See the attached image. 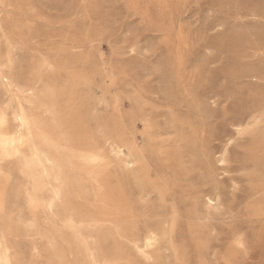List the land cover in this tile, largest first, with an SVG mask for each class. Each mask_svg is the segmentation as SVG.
Instances as JSON below:
<instances>
[{
    "label": "rangeland",
    "instance_id": "rangeland-1",
    "mask_svg": "<svg viewBox=\"0 0 264 264\" xmlns=\"http://www.w3.org/2000/svg\"><path fill=\"white\" fill-rule=\"evenodd\" d=\"M256 1L264 11V0H0V55L9 52L22 81L31 76L52 95V103L47 97L40 99L37 125L68 150L88 149L100 156L101 163L90 174L78 172V164L66 165L64 189L71 208L95 212L100 199L112 204L116 213L129 210L131 222L139 227L158 220L151 212L144 213L157 196L147 199L137 192V174L127 165L129 158L116 149L119 134L125 131L135 153L145 158L139 166L173 169L168 157L177 135L150 137V117L161 128L166 121L182 120L185 132L197 131L205 143L232 137L231 156L240 159L247 134L236 135L232 125L247 120L248 106L264 97V82L235 80L233 75L245 62L264 66V20L236 13L256 8ZM231 31L234 41L219 43ZM254 49L262 51L240 60ZM250 86L256 97L247 96ZM15 125L9 118L10 132ZM217 141L212 143L215 151L220 149ZM195 160L185 164L189 178L182 187L202 192L196 206L211 218L212 232L204 241L208 263L217 264L233 237L241 239L246 250L245 255L236 254L235 264H264V221L252 214L260 203L247 198L254 192L247 172L233 163L226 172L218 170L212 155ZM3 165L0 162L8 180V200L0 225L11 226L15 235L17 264H92L84 262L71 235L36 238L38 253L32 251L34 240L15 223L16 213L27 214L24 206H15L23 198L25 179L16 164ZM165 175L170 177L169 172ZM155 180L153 176L151 181ZM202 183L220 184L223 198L215 209L208 208L204 196L208 188ZM172 186L165 205L179 201L181 190ZM54 212L61 216L64 209L57 206ZM126 220L96 234L91 230L92 239L87 241L95 249L96 264H190L194 242L184 217L172 240L159 239L148 261L118 239L116 233Z\"/></svg>",
    "mask_w": 264,
    "mask_h": 264
},
{
    "label": "bare ground",
    "instance_id": "bare-ground-1",
    "mask_svg": "<svg viewBox=\"0 0 264 264\" xmlns=\"http://www.w3.org/2000/svg\"><path fill=\"white\" fill-rule=\"evenodd\" d=\"M236 16H247L253 21H261L264 20V11L258 3L256 8L247 7L246 12L236 13ZM0 30H2L1 23ZM234 35L232 31L227 33L219 43L233 42ZM261 51V49H254L250 54L246 51L241 55L240 60L254 58ZM15 64L16 59L9 52L3 56L0 55V162L5 167L14 164L19 166L25 179L23 198L17 199L15 206H24L27 214L24 217L21 211L16 213L15 223L34 240L33 252L38 253L36 238L42 240L61 233L62 236L73 237L80 248L78 253L82 254L84 262L88 260L96 264L93 253L95 249L87 241L89 238L92 239L89 235L91 230L94 229L93 232L96 234L95 232L110 229L109 227L115 228L120 219H127L124 228L116 233L118 239H124L127 244L140 251L144 260L148 261L152 258V252L158 247L160 238L172 240L178 220L182 216L188 222L191 240L194 242L189 263L209 264L207 260L209 249L204 241L212 232L209 226L211 218L208 214L201 213L196 206L197 197L202 192L192 188L184 190L182 185L189 178V170L185 167L187 160L196 161L195 159L199 157L205 161L210 155L214 157L218 170L226 172L227 167L233 163L237 164L239 171L247 172L245 175L247 183L254 186V192L247 198L260 203L254 208L252 214L255 218L264 221V121H261L264 115V97L253 101L248 106L246 121H238L232 125L236 135L247 134V147L243 149L242 155L238 156L240 159L231 156V149L234 146L232 137L212 138L205 143L203 136H200L197 131L189 132L188 129L185 132L182 120L166 121L165 127L161 128L156 118L150 117L148 121L150 137L171 133L177 135L170 143L172 152L168 157L173 169L165 165L160 171L156 169L153 171L146 163L138 165L139 161L145 159L144 156L137 155L132 138L125 131L120 132L116 149L118 154L129 158L127 165L137 174V180L140 182L137 192L147 199L151 194L157 196V202L150 207H145L144 213L151 212L152 216L158 220L139 227L138 222H131L133 215L129 210L125 209L123 212L116 213L112 204L102 202L100 199L95 212H81L69 206L68 195L64 189L67 180L66 165L78 164V172L90 174L92 169L101 163L100 156L88 149L68 150L55 140L52 132L48 133L37 125L36 111L39 108L40 99L47 97L52 103V95L43 92L31 76L22 81V73ZM262 64L261 62H245L244 67L240 68L233 78L235 80L254 78L255 81L262 83L264 82ZM247 96H257L255 87H247ZM9 118L16 124L13 132L8 130ZM215 141L220 145L219 151H215L216 148L212 146ZM55 152H59L60 156L57 157ZM166 172H169V178L165 175ZM153 176L157 177V180L151 181ZM4 179L6 180L7 177L0 169V214L6 210L8 200V180L4 181ZM170 184L173 185L174 191L181 190L178 195L179 201L165 205L167 192L171 188ZM209 184L202 183V188H208V192L203 194L207 196L208 208L215 209L221 204L223 198L221 186L219 183L213 186ZM257 195H260L259 200L255 198ZM57 206L64 209L61 216H57L54 212ZM14 236L11 226L6 228L0 225V264H17L18 255ZM229 240L225 252L217 258V264H235L236 254L245 255V244L241 239L231 237ZM239 244H243L244 247L241 248ZM98 247L99 245L97 249Z\"/></svg>",
    "mask_w": 264,
    "mask_h": 264
},
{
    "label": "snow or ice",
    "instance_id": "snow-or-ice-1",
    "mask_svg": "<svg viewBox=\"0 0 264 264\" xmlns=\"http://www.w3.org/2000/svg\"><path fill=\"white\" fill-rule=\"evenodd\" d=\"M261 121H264V115H262V117H261ZM219 210V209H218ZM239 246L241 247V248H243L244 247V245L243 244H239Z\"/></svg>",
    "mask_w": 264,
    "mask_h": 264
}]
</instances>
